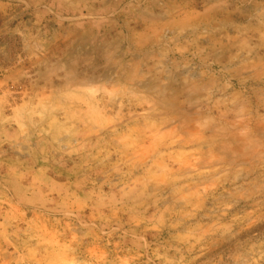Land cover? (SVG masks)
Instances as JSON below:
<instances>
[{"label": "rangeland", "instance_id": "1", "mask_svg": "<svg viewBox=\"0 0 264 264\" xmlns=\"http://www.w3.org/2000/svg\"><path fill=\"white\" fill-rule=\"evenodd\" d=\"M0 264H264V0H0Z\"/></svg>", "mask_w": 264, "mask_h": 264}, {"label": "crops", "instance_id": "2", "mask_svg": "<svg viewBox=\"0 0 264 264\" xmlns=\"http://www.w3.org/2000/svg\"><path fill=\"white\" fill-rule=\"evenodd\" d=\"M57 1H58V0H55L56 3H57ZM53 7L56 8L55 6H53ZM56 9L60 10L59 8H56Z\"/></svg>", "mask_w": 264, "mask_h": 264}]
</instances>
